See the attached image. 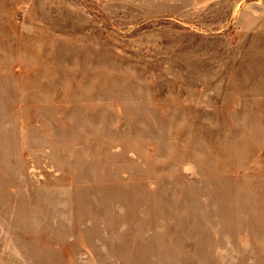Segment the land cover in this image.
Here are the masks:
<instances>
[{
  "label": "rangeland",
  "instance_id": "1",
  "mask_svg": "<svg viewBox=\"0 0 264 264\" xmlns=\"http://www.w3.org/2000/svg\"><path fill=\"white\" fill-rule=\"evenodd\" d=\"M0 264H264V0H0Z\"/></svg>",
  "mask_w": 264,
  "mask_h": 264
}]
</instances>
